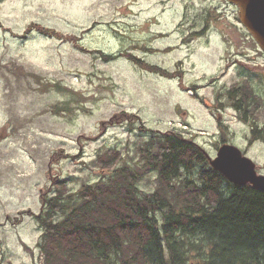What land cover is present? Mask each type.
<instances>
[{"label": "rangeland", "instance_id": "1", "mask_svg": "<svg viewBox=\"0 0 264 264\" xmlns=\"http://www.w3.org/2000/svg\"><path fill=\"white\" fill-rule=\"evenodd\" d=\"M185 11L189 20L210 14L205 31L189 43L183 42L191 31L183 21ZM237 12L225 0L0 1V264H39L40 229L33 213L40 210V193L50 187L51 174L71 177L76 189L77 179L89 182L99 175L90 163L98 149L131 152L135 134L126 125L100 133L99 121L118 111L135 113L158 130L196 133V141L213 156L220 136L208 104L200 100L205 97L223 116L227 142L246 148L264 170V139L249 145L250 125L216 100L217 95L226 102L224 92L241 67L264 75V54ZM29 22L74 33L84 48L117 58L104 61L96 52L36 30L22 36ZM124 52L181 74L149 72L122 57ZM12 65L19 75H9L8 83L1 73H9ZM31 73L47 87L39 89ZM191 84L196 91L187 89ZM259 89L264 96V82ZM263 114L264 108L254 129L264 136ZM200 130L204 134H197ZM58 149V161L52 162ZM145 182L141 186L151 189L152 182Z\"/></svg>", "mask_w": 264, "mask_h": 264}, {"label": "trees", "instance_id": "2", "mask_svg": "<svg viewBox=\"0 0 264 264\" xmlns=\"http://www.w3.org/2000/svg\"><path fill=\"white\" fill-rule=\"evenodd\" d=\"M183 17L191 30L184 43L203 33L210 21L209 13L189 20L185 11ZM32 30L70 41L84 52H96L104 61L117 58L101 49L88 50L74 33L39 22L27 23L22 36ZM122 57L165 77L181 74L134 53L124 52ZM7 67L9 73L1 74L10 83V76L16 78L19 71ZM239 73L224 92L226 102L217 95L216 100L219 107H232L239 120L255 121L264 108L263 89H259L264 75L243 67ZM31 76L39 89L47 87L40 75ZM197 88L196 84L187 87ZM200 100L212 109L205 97ZM119 124L134 132V146L131 152L116 146L98 149L90 161L99 174L95 180L77 179L80 183L73 189L71 177L49 176L50 187L40 193V210L33 213L40 229L39 264H264L263 190L227 180L191 137L175 129L149 127L135 113L118 111L98 126L103 133ZM219 125L220 143L227 142L226 125ZM248 139H264L263 132L253 125ZM59 150L51 154L52 162L58 161ZM147 180L152 188L145 190L141 183Z\"/></svg>", "mask_w": 264, "mask_h": 264}, {"label": "water", "instance_id": "3", "mask_svg": "<svg viewBox=\"0 0 264 264\" xmlns=\"http://www.w3.org/2000/svg\"><path fill=\"white\" fill-rule=\"evenodd\" d=\"M238 8L242 26L264 54V0H226ZM209 158L210 165L221 172L229 181L242 185L250 183L264 191V174L256 173L254 162L235 145L221 144L215 157Z\"/></svg>", "mask_w": 264, "mask_h": 264}, {"label": "flooded vegetation", "instance_id": "4", "mask_svg": "<svg viewBox=\"0 0 264 264\" xmlns=\"http://www.w3.org/2000/svg\"><path fill=\"white\" fill-rule=\"evenodd\" d=\"M206 108L208 109V111L210 112L211 115L216 116L218 119H222L221 122L224 121V120H223V116H222V114H221L220 112H219L218 115H217V112H218V109H217V108H216L215 110H212V111L210 110L209 107H206ZM240 121H241V120H240ZM241 122H245V123L249 124L250 127H253V125H254V121H253V120L241 121ZM216 126H217V129H218L219 122L216 123ZM258 130L260 131V129H258ZM199 132H200V133H199ZM199 132H197V134H204V131H201V130H200ZM250 134H251V129H250ZM192 137H193L195 140H197L198 135H196V133H195V134L192 135ZM247 141H248V140H247ZM254 141H256V140L251 141V143H253ZM251 143H249V141H248V144H251ZM243 151L247 154V150H246V148H245ZM254 164H255V170L257 171V173L264 174L263 167H262L257 161H254Z\"/></svg>", "mask_w": 264, "mask_h": 264}]
</instances>
